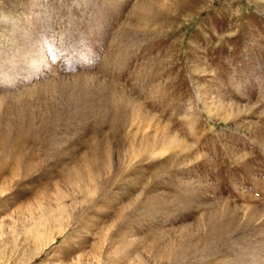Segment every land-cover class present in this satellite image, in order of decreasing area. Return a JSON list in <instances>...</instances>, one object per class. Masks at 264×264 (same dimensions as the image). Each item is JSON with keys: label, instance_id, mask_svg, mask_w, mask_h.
I'll return each instance as SVG.
<instances>
[{"label": "rangeland", "instance_id": "1", "mask_svg": "<svg viewBox=\"0 0 264 264\" xmlns=\"http://www.w3.org/2000/svg\"><path fill=\"white\" fill-rule=\"evenodd\" d=\"M0 264H264V0H0Z\"/></svg>", "mask_w": 264, "mask_h": 264}, {"label": "bare ground", "instance_id": "2", "mask_svg": "<svg viewBox=\"0 0 264 264\" xmlns=\"http://www.w3.org/2000/svg\"><path fill=\"white\" fill-rule=\"evenodd\" d=\"M179 4V3H178ZM180 5V9H182V7H184V5H181V4H179ZM179 10V9H178ZM179 12V11H178ZM85 178H84V176L81 174V173H77V175H76V177H75V179L73 180V178L72 177H70V178H68V180H70L71 181V183H74V184H76V185H79L80 183H82L83 182V180H84ZM80 190V189H79ZM64 208V207H63ZM61 209V210H64V209ZM60 210V209H59ZM61 212L59 211L58 212V214H60ZM52 214V213H51ZM54 214H56V213H54ZM52 216H54V215H52ZM58 219V218H57ZM53 220H55V218H52V217H50L49 216V218H48V220L45 222L46 223V226L47 225H50L51 223H53L54 221ZM56 221V220H55ZM40 224H43V223H40ZM41 228V226L37 229V230H39ZM35 236V235H34ZM37 237V236H36Z\"/></svg>", "mask_w": 264, "mask_h": 264}]
</instances>
